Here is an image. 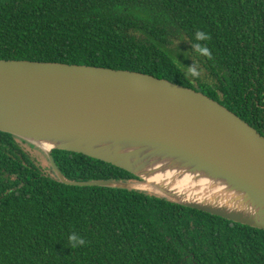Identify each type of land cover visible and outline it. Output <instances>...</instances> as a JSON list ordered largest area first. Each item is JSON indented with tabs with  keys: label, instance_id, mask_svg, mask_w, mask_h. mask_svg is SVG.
<instances>
[{
	"label": "trees",
	"instance_id": "16d2710c",
	"mask_svg": "<svg viewBox=\"0 0 264 264\" xmlns=\"http://www.w3.org/2000/svg\"><path fill=\"white\" fill-rule=\"evenodd\" d=\"M197 31L209 40H196ZM186 41L209 79L185 75ZM0 59L169 79L264 135V0H1ZM16 138L0 131V264H264V229L147 191L62 183ZM53 156L73 181L139 179L83 153ZM73 233L83 245L72 247Z\"/></svg>",
	"mask_w": 264,
	"mask_h": 264
},
{
	"label": "water",
	"instance_id": "95a60500",
	"mask_svg": "<svg viewBox=\"0 0 264 264\" xmlns=\"http://www.w3.org/2000/svg\"><path fill=\"white\" fill-rule=\"evenodd\" d=\"M0 131L40 148L62 183L147 191L264 229V135L180 83L124 69L0 59ZM55 149L139 179L73 181Z\"/></svg>",
	"mask_w": 264,
	"mask_h": 264
},
{
	"label": "rangeland",
	"instance_id": "374dc122",
	"mask_svg": "<svg viewBox=\"0 0 264 264\" xmlns=\"http://www.w3.org/2000/svg\"><path fill=\"white\" fill-rule=\"evenodd\" d=\"M178 50L180 53V58L183 60L187 59L189 61L188 68L196 66V63L198 60L195 56V52L192 51V47L189 45V43L187 41L186 42H179V49ZM195 58H196V60H195ZM200 67L202 69L196 67L200 72V76L203 79H209L206 70L202 67V65H200ZM22 146L29 151V153L31 154V156L35 160H37L39 163L42 164L44 169L49 170V160H48L46 154L40 148H35L32 145L30 147L29 144L27 146H26V144L22 145Z\"/></svg>",
	"mask_w": 264,
	"mask_h": 264
},
{
	"label": "clouds",
	"instance_id": "9594fccd",
	"mask_svg": "<svg viewBox=\"0 0 264 264\" xmlns=\"http://www.w3.org/2000/svg\"><path fill=\"white\" fill-rule=\"evenodd\" d=\"M195 38L198 41H207L209 40V36L207 33L203 31H197L195 34ZM195 51L198 52L199 54L208 57L209 59L211 58V52L208 47L202 46V45H196L195 46ZM186 76H191V77H198L200 75V72L197 68L191 67L187 68V71L185 72ZM69 242L71 243L72 247H76L77 245H83L84 240L80 238L77 234L73 233L69 237Z\"/></svg>",
	"mask_w": 264,
	"mask_h": 264
},
{
	"label": "flooded vegetation",
	"instance_id": "af4514ba",
	"mask_svg": "<svg viewBox=\"0 0 264 264\" xmlns=\"http://www.w3.org/2000/svg\"><path fill=\"white\" fill-rule=\"evenodd\" d=\"M16 137H17V136H16ZM16 140H17V142L20 143L21 146H22V145H25V144H26V146H27V145L29 144L30 147H31V145H32L33 147L38 148V147H36L35 145H33V144L27 142L26 140H24V139H22V138L17 137ZM22 148H23L26 152L29 153V151H28L27 149H25L24 147H22ZM29 154H30V153H29ZM30 156H31V154H30ZM31 157H32V156H31ZM32 158H33V157H32Z\"/></svg>",
	"mask_w": 264,
	"mask_h": 264
}]
</instances>
